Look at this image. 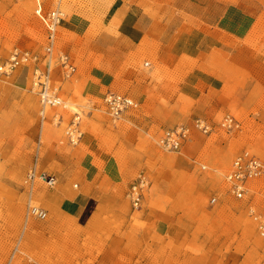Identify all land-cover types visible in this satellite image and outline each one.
<instances>
[{
    "label": "rangeland",
    "instance_id": "obj_1",
    "mask_svg": "<svg viewBox=\"0 0 264 264\" xmlns=\"http://www.w3.org/2000/svg\"><path fill=\"white\" fill-rule=\"evenodd\" d=\"M38 1L44 11L63 13L55 53L69 54L76 72L62 80L53 63L52 85L67 107L46 109L43 121L33 66L0 76V264H264V238L253 220L264 215V178L249 184L243 200L224 182L241 152L264 158V0H192L174 11L187 31L196 23L226 38L217 45L225 56L214 51L193 60L124 42L114 0ZM34 7L35 0H0V65L14 49L42 59L46 31ZM201 40L187 41L185 50L205 49ZM195 69L219 80L214 90ZM107 93L128 96L134 108L113 121L102 105ZM74 113L81 139L72 146L65 132ZM225 117L238 127L221 128ZM196 120L209 132L194 129ZM178 126L189 128L180 153L162 151L159 139ZM33 168L54 176L55 185L36 180L30 190L24 181ZM91 173L116 197L114 210L88 222L97 206L90 200L57 233L46 225L45 194L63 183L77 191ZM142 174L149 189L135 210L128 191ZM29 206L44 210L46 220L29 218Z\"/></svg>",
    "mask_w": 264,
    "mask_h": 264
},
{
    "label": "built area",
    "instance_id": "obj_2",
    "mask_svg": "<svg viewBox=\"0 0 264 264\" xmlns=\"http://www.w3.org/2000/svg\"><path fill=\"white\" fill-rule=\"evenodd\" d=\"M34 16L41 22L46 31V44L43 49V57L31 54L27 51L14 49L9 55L5 64L0 65V76H9L13 71L20 67L32 65L31 88L35 91L40 106V118L45 119L46 109H66V103L60 97L59 87L52 85L53 63L59 69L61 79L65 80L76 72V67L69 54L59 51L55 53L56 30L64 21L63 13L59 10L44 11L38 0H35L33 9ZM41 64L44 66L41 68ZM102 105L107 115L113 120H118L121 115L133 109L135 103L127 96L107 93L102 98ZM80 115L74 113L71 123L66 129L65 135L70 145L75 146L81 139L79 131ZM238 124L230 117H225L221 128L227 130L237 128ZM193 128L208 133L209 129L200 120L193 123ZM189 137V128L178 126L166 131L158 141L160 149L167 153H180L182 145ZM205 168L202 167V170ZM264 178V158H259L247 151L237 155L230 165L228 173L224 176V182L228 187V193L236 200H243L248 193V186L252 181ZM44 183L47 187L55 185V177L31 169L25 178V185L30 190L35 181ZM149 189V179L144 174L139 175L128 191V198L133 209L140 208L144 195ZM217 199H210V205H214ZM27 216L39 221H44L47 214L44 210L29 206ZM253 220L256 224V231L261 238H264V215H255Z\"/></svg>",
    "mask_w": 264,
    "mask_h": 264
},
{
    "label": "crops",
    "instance_id": "obj_3",
    "mask_svg": "<svg viewBox=\"0 0 264 264\" xmlns=\"http://www.w3.org/2000/svg\"><path fill=\"white\" fill-rule=\"evenodd\" d=\"M191 1L114 0L113 16L115 15L117 20V34L124 42L134 47L158 45V56L160 57L177 59L186 57L193 60L200 56L208 57L214 51L221 52L222 56H225L224 50L218 48L217 45L218 43L224 44L226 38L221 40L219 37L203 32L197 28L196 23H193V26L191 24L187 31L184 21L174 14V11L190 8ZM245 13V10L241 12L243 20H248L249 16ZM199 35H201V42L205 41V49L203 45L200 47L197 44L193 48L190 45V49L185 50V43L194 41ZM193 72L207 78L209 90H214V85L219 82L213 75L202 70L195 69ZM87 168L91 171L90 167ZM94 175L84 174V177L79 179L77 191H73L69 184L63 183L58 190H50L45 194V198L50 201L48 209L50 217L46 225L55 227L57 233H61L62 225L76 222L90 200H94L97 206L88 222L94 220L100 210L110 212L114 210L117 203L116 197L105 194Z\"/></svg>",
    "mask_w": 264,
    "mask_h": 264
}]
</instances>
